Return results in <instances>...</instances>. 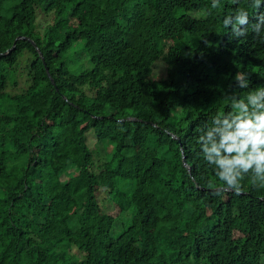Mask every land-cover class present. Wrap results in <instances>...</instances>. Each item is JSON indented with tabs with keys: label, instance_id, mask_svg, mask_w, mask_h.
Returning <instances> with one entry per match:
<instances>
[{
	"label": "trees",
	"instance_id": "obj_1",
	"mask_svg": "<svg viewBox=\"0 0 264 264\" xmlns=\"http://www.w3.org/2000/svg\"><path fill=\"white\" fill-rule=\"evenodd\" d=\"M211 3L0 0V264H264V188L197 142L264 85V43L223 26L249 0Z\"/></svg>",
	"mask_w": 264,
	"mask_h": 264
},
{
	"label": "clouds",
	"instance_id": "obj_2",
	"mask_svg": "<svg viewBox=\"0 0 264 264\" xmlns=\"http://www.w3.org/2000/svg\"><path fill=\"white\" fill-rule=\"evenodd\" d=\"M238 5L240 0H231ZM264 0H249V7L254 9L255 22L250 21L249 12L237 7L233 13L223 18V26L230 29L231 38L246 37L249 30L264 43V11H260ZM219 7V0H212L211 8ZM211 15V12H207ZM240 89L249 88L247 74L237 72L234 77ZM231 111L217 114L210 124H220L207 132V142L204 135H199L201 153L205 161L211 165L215 158V175L223 183L226 190L239 194L242 191L241 181L248 177L253 186L264 188V85L249 92L244 97L233 93L228 96ZM207 125L202 126L200 133ZM214 133H219V141L214 139ZM210 142V146L209 143ZM221 150L235 155L221 156ZM206 157V158H205Z\"/></svg>",
	"mask_w": 264,
	"mask_h": 264
},
{
	"label": "rangeland",
	"instance_id": "obj_3",
	"mask_svg": "<svg viewBox=\"0 0 264 264\" xmlns=\"http://www.w3.org/2000/svg\"><path fill=\"white\" fill-rule=\"evenodd\" d=\"M41 16L38 18L39 22L41 23V25L46 26L49 24H52V17H44L42 14H40ZM42 27V26H41ZM209 29L212 30V26L209 25ZM164 57L161 56L160 58H158V60L155 62L154 66H153V70H152V74H151V78L153 80H160V79H164L165 74H166V68L164 67V61H163ZM94 154V161L96 163H98L101 159H102V155L100 156L97 152L93 151ZM102 188H99V193L102 192V190L104 189V184L101 185ZM64 194V193H62ZM135 201L137 203H141L138 199V197H135ZM99 205L101 208V212L105 215H109V216H115L118 212L117 208L110 202L108 201L106 195H99ZM171 209V208H170ZM108 227V224L105 223L103 224V230L105 231L106 228Z\"/></svg>",
	"mask_w": 264,
	"mask_h": 264
},
{
	"label": "water",
	"instance_id": "obj_4",
	"mask_svg": "<svg viewBox=\"0 0 264 264\" xmlns=\"http://www.w3.org/2000/svg\"><path fill=\"white\" fill-rule=\"evenodd\" d=\"M17 39L19 40V39H21V38L19 37V38H17ZM13 46H14V45H13ZM12 48H13V47H12ZM188 170H189V169H188Z\"/></svg>",
	"mask_w": 264,
	"mask_h": 264
}]
</instances>
